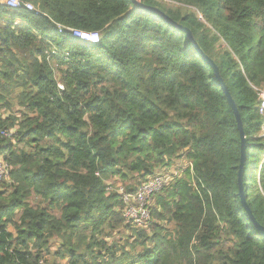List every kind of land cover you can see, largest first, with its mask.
I'll return each mask as SVG.
<instances>
[{
  "label": "trees",
  "instance_id": "1",
  "mask_svg": "<svg viewBox=\"0 0 264 264\" xmlns=\"http://www.w3.org/2000/svg\"><path fill=\"white\" fill-rule=\"evenodd\" d=\"M30 1L37 11L0 2V128L14 130L0 135L11 166L0 182V264H264V236L238 194L233 109L187 34L132 0ZM141 1L188 27L216 62L243 120L244 191L264 226L253 87H264V0ZM181 158L193 168L155 197L154 222L125 224L108 181H143Z\"/></svg>",
  "mask_w": 264,
  "mask_h": 264
},
{
  "label": "built area",
  "instance_id": "2",
  "mask_svg": "<svg viewBox=\"0 0 264 264\" xmlns=\"http://www.w3.org/2000/svg\"><path fill=\"white\" fill-rule=\"evenodd\" d=\"M168 4L181 6L172 0H162ZM8 8L18 9L26 8L30 11H37L35 4L30 0H0ZM201 17V16H200ZM3 19L0 16V22ZM59 33L64 34L70 32L77 39L88 42L97 43L101 39V34L96 30H84L72 28L60 23H55ZM259 98V113L264 120V87L253 86ZM13 129L0 128V135L11 136ZM193 168L192 161L181 158L176 163L160 168L159 172L141 181L134 190H126L125 187L119 186L117 193L122 201V216L125 224L136 228H148L153 222L152 207L155 197L165 188L169 187L176 179L184 175V171ZM11 166L0 155V182L9 183ZM112 186L108 184V191L111 192Z\"/></svg>",
  "mask_w": 264,
  "mask_h": 264
},
{
  "label": "water",
  "instance_id": "3",
  "mask_svg": "<svg viewBox=\"0 0 264 264\" xmlns=\"http://www.w3.org/2000/svg\"><path fill=\"white\" fill-rule=\"evenodd\" d=\"M133 3L143 9L149 10L159 16H161L162 18H164L166 21H168L169 23H171L172 25H174L175 27L181 29L183 32H185L189 38V40L192 42L193 47L195 48V50L203 57L204 61L211 65L215 74L217 75L220 84L222 85V88L226 94V97L228 99V102L230 103L231 108L233 109L235 118H236V122L238 125V129L240 130V136H241V163L239 166V173H238V184H239V196L241 199V203L246 211V213L248 214L250 220L254 223V225L256 226V228H258L261 232V234L264 236V226L261 225L258 220L256 219L253 210L251 208V206L249 205L246 195H245V191H244V184H243V172H244V165H245V161H246V144H247V140H246V135H245V131H244V125H243V120L240 114V111L238 109V106L235 102V100L232 97L231 92L229 91V89L227 88V86L225 85L223 79L221 78L220 74H219V68L216 64V62L209 57L207 54L204 53V51L201 49V47L199 46V44L197 43V41L195 40V38L192 35V31L181 24H178L175 20H173L167 13H165L162 9H160L157 6H148L146 4H144L141 0H132Z\"/></svg>",
  "mask_w": 264,
  "mask_h": 264
},
{
  "label": "rangeland",
  "instance_id": "4",
  "mask_svg": "<svg viewBox=\"0 0 264 264\" xmlns=\"http://www.w3.org/2000/svg\"><path fill=\"white\" fill-rule=\"evenodd\" d=\"M162 1V0H161ZM155 3L158 5V6H160V7H168V8H174L175 6H177V5H173V4H168L166 1H162V3L164 4H162L161 2H159L158 0H155ZM191 10L192 11H194V12H196L195 10H194V8H191ZM196 14H197V12H196ZM201 21H203L208 27H211L210 26V23L208 22V21H206L205 19H201ZM58 78V77H57ZM18 115H20V113H18ZM262 131V132H261ZM261 134L264 136V125H263V127H262V129H261ZM259 132V133H260ZM14 140V142H15V140L16 139H13ZM28 149V148H27ZM157 169H155V171H154V173L153 174H156L157 172H159V170L160 169H158L157 171H156ZM132 177H134V178H132ZM141 182V180H139L138 179V175H137V173H134V174H131L129 177H128V179L127 180H122V179H120V178H117V177H115V178H113V179H111V180H109L108 181V184H111V186H112V189H111V192H117V190H118V188H119V186H123V187H125V189L126 190H129V188H132V187H137L138 186V184ZM30 202H31V204L33 205V206H38L39 205V203H42V205H44L43 204V202L41 201L40 202V198H38L36 195H31V197H30ZM155 203H156V198H155V200L153 201V205H155ZM55 212H57V211H55ZM155 220V219H154ZM174 225L172 224L170 227L172 228ZM117 236H119V234H117ZM68 257L67 258H65V259H62V260H60V259H57V263H55L54 262V260L51 258V261H50V264H69L68 263Z\"/></svg>",
  "mask_w": 264,
  "mask_h": 264
}]
</instances>
